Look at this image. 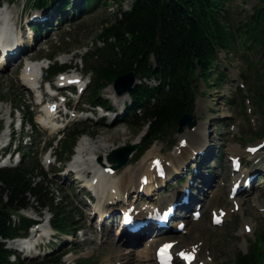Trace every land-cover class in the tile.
<instances>
[{
	"label": "trees",
	"instance_id": "16d2710c",
	"mask_svg": "<svg viewBox=\"0 0 264 264\" xmlns=\"http://www.w3.org/2000/svg\"><path fill=\"white\" fill-rule=\"evenodd\" d=\"M38 7H47L46 0H35ZM56 1L59 7L65 2ZM100 1V0H99ZM92 0H85L84 7ZM118 12L101 23L95 47L85 57L86 66L94 74L89 98L101 101L98 91L126 73L140 79H155L158 85H137L129 91L136 105V128L147 125L146 143L159 139L175 128L180 117L192 113L198 80L216 85L228 79L217 65L216 50L234 51L237 42L260 45L264 65V0H257L245 19H231L232 0H134L130 11H122V0H114ZM108 6V0H102ZM251 65V62L248 61ZM55 70H52V72ZM153 100V103H151ZM256 101L264 106V95ZM140 110L139 117L136 112ZM138 120V122H137ZM38 164L26 162L15 169L0 170V264H11L3 239L26 229L22 218L19 227L11 225L10 213L20 208L37 206L53 212V226L64 230L74 224L64 206L54 198L44 182L35 181ZM39 173L45 178L44 173ZM4 198H6L4 200ZM264 264V248H253L238 254L236 264ZM28 264H59L58 257L31 261Z\"/></svg>",
	"mask_w": 264,
	"mask_h": 264
},
{
	"label": "rangeland",
	"instance_id": "374dc122",
	"mask_svg": "<svg viewBox=\"0 0 264 264\" xmlns=\"http://www.w3.org/2000/svg\"><path fill=\"white\" fill-rule=\"evenodd\" d=\"M122 3V10L128 9L132 0H123ZM256 3L257 0H235L234 3L230 5L233 20L236 21L245 18V16L251 12L252 7ZM10 8L13 10L14 15H18L17 21L21 20L20 31L23 33V27H25L27 18L34 14L36 10H32L34 8L32 6H28V0H20L17 3H13ZM21 11L22 15L20 17ZM68 11H70V9ZM109 12L116 13V5L112 0L106 10H104L103 5L99 4V7L95 8L94 11L90 12L82 19L76 20L77 13L74 15L68 14L67 17L72 19L73 22L67 27L56 30L53 34V37L55 38H50V42L44 47V50L39 51L38 48L34 50L31 53L33 54L32 57L41 58L63 50L68 54L72 53L76 57L75 59H72V55V57H68L66 60L60 59V61H67V63L70 64L72 67L70 72L74 71V68H76V71L84 73V64L83 62H80L79 57L94 46L93 41L96 40V35L100 29V25L102 21L106 19V16L109 15ZM31 42L32 41H30V43ZM97 44L100 45V43ZM242 54L243 51L240 46H236L235 52L227 55V57H225L224 53H220V64H223L221 68L229 74L231 79L230 82L224 85L221 89L214 86L213 83H210V86L209 84L206 86L203 82H199L195 109V127L199 128L195 131V135L199 139L202 135H204L212 140L207 142V144L212 147V153H210L208 160L204 161V164L206 165L208 162L209 169L213 171V173L205 172L200 174H205L209 178H214L212 186L216 187V190L206 191L205 195L207 197L205 195H197V199L204 201L202 218L198 222L189 225L186 234H180L174 237V239L179 240L183 246L196 242H202L201 255L208 254L209 258L213 259L214 264H234V258L238 253L246 254L250 251L254 241V234H264V213L258 211V205L257 207L253 206L260 203L262 204L261 206L264 207V190L262 189L252 192L249 195V200L244 203L243 211L240 212V214L238 213L237 215L230 217L222 227L211 226L208 217L209 210L214 207H229L227 202L229 176L227 171H225V168H228L226 159L227 155L233 154L231 153V150L239 148L237 153L242 155L243 158H246L247 156L244 154L243 148L248 144H254L259 140L264 139V136H260L249 142V138L252 137L250 134L251 131L259 133L263 128L264 123L259 115H254L256 108L252 103L253 99L248 93V85L240 75V72L244 68L241 58ZM14 68L16 67L12 66L10 69L0 72V120L5 116L7 111H11V106H13V108L18 106L16 105L17 101L20 105L33 102L32 96L29 94V90L21 87L22 84L20 85L18 79L19 72H15ZM18 69L21 71V67L18 66ZM241 83L244 84V87L242 88L240 87ZM151 84H153V82H151ZM111 89L112 86H108L103 89L101 96L106 99L109 95L113 96L114 92ZM239 89L242 90L241 95L245 96L243 99L244 108L239 102ZM110 91L112 94H110ZM236 92L238 93V96L236 97L235 102L229 104V99L233 98L234 93ZM113 99L119 102V108L117 111L119 112L120 110H123L124 112L126 104L129 102L128 96L122 95L121 97L115 94ZM13 100H15V102ZM82 100H84V98H81V101ZM121 100L123 103H121ZM76 106L82 107L81 102L76 103V99L73 98L71 100V107L74 108ZM22 107V112H25V106ZM30 110L32 111L33 109ZM22 112L20 113L21 116ZM79 117L82 118L84 116L80 115ZM91 122L85 123L87 134L92 137V140L106 138V145L108 146V149L100 152L105 155H107L110 150L121 147L124 144L135 142L136 137L140 136V132L137 133V131L130 128L126 124H121V122H118V124L113 126L94 124L95 122ZM232 126L234 127V130H232ZM186 132H188L187 128H184V131L181 133H178L177 130H173L169 135L163 136L162 140L156 142L154 146L161 149L162 153L165 155H170V153H174L173 146ZM27 134H29V131H27ZM143 135H141V137ZM187 135L188 134H186V136ZM241 136L244 138L246 137L247 139L242 140ZM191 137L192 136L189 137L190 140L187 139V144L188 142L190 144L193 142ZM30 139L31 142H28L27 146H30L32 143V148L35 150L32 155L38 157L40 164L47 173L48 178L52 181L53 185L51 186V189L55 193V197L69 195L74 205L76 207L79 205L85 213L84 220L82 222L84 225V231L78 232L76 238H62L65 242V248L68 249L69 247H72L73 249V252L70 255L73 259L71 263L67 262L66 264H110V262L112 264H125V259L129 256L125 255L127 250H125V247L121 246L119 242L117 243L115 240L111 239L112 237L109 239L107 233L103 231L99 233L95 229V223L91 220L93 219V215H90L87 208V202L83 195L79 192L75 183L73 184L70 181L71 179L67 181L68 179L65 177L66 170L64 169V172H61L60 175L64 173V177L60 178V175L53 173L54 171L61 169L58 164L51 167H48L45 164L43 150L41 148L45 142L49 141L48 139H50V135L46 132L32 134ZM78 140H80V138ZM220 147H222V149ZM199 149L202 148L199 147ZM148 153L149 151L137 160L133 157V159L130 160V166H140ZM217 154H220V159L216 158ZM249 166H253L252 162ZM127 168H129L128 165ZM124 169L125 167L123 170ZM123 170L119 169L117 173L120 175ZM201 171L202 169H200V172ZM119 175L115 177H118ZM221 181L222 183H220ZM260 186H263V184ZM174 190L181 191L180 187H173L172 192ZM172 192L167 191L165 193H159V197H155L154 199L161 205H164ZM193 196L195 197V194H193L192 197ZM255 200H257V203L254 202ZM34 210L35 207H28L20 213L29 217L31 215L33 216ZM42 212H44V214L42 213V216H47V211ZM90 223H92V229L89 227ZM244 223H250L252 225L253 234L245 235L241 233V228ZM47 241V239H44L43 243L46 244ZM52 243H55L57 246L59 245L57 240L52 241ZM147 244L150 246L149 241ZM260 245L264 246L261 240ZM55 249H57V247H55ZM54 251L59 250L57 249ZM138 251L139 250L136 249L132 255H130L131 263H133V257L137 256L136 253ZM141 251L142 249L140 252ZM86 258L90 259L85 260ZM127 264L129 263L127 262Z\"/></svg>",
	"mask_w": 264,
	"mask_h": 264
},
{
	"label": "bare ground",
	"instance_id": "6f19581e",
	"mask_svg": "<svg viewBox=\"0 0 264 264\" xmlns=\"http://www.w3.org/2000/svg\"><path fill=\"white\" fill-rule=\"evenodd\" d=\"M0 15H2V12L0 13ZM0 37L3 39V42L5 43V45L7 47H9L11 45L12 35L10 32V27H9V24L6 23V21L4 19H2L0 21ZM22 55H24V54L22 53L20 56H22ZM33 66L34 67H29L28 72H24L20 76L21 84L25 89L28 87H31L32 85L39 82V81H37V78H38L37 73H38V69L40 67V63L37 65H33ZM187 134H188L187 139H189V137L192 136L191 140L196 141L195 138L197 136L195 135V132L194 133L187 132ZM5 135H6L5 133H2L0 135V144L3 143ZM106 141H107L106 138L99 139V140H86V139L81 140L78 143V145L76 146L75 155L73 156L72 160H70V162H69V166H71V170H75L78 167H84L85 169L92 170L94 172V177H96L98 180V185L106 188L107 193L112 188L115 189L117 191V193H119L121 195H124L125 193H130L132 191L134 193H138L139 178L143 174L148 173L149 163H147V161L151 160L154 156H158L159 150L157 148H155L153 151L151 150V152H149V154L145 157L144 164L141 165L140 167L134 169V168H127V166H126L125 169L122 171V173L118 177L112 176V177H109L108 179H106V178L102 179L101 175L99 174V167H102V168L108 167L109 162L106 160L105 154L102 155L100 162L95 161V158H96V155L98 153L103 152L106 149H108V146L106 145ZM137 142L138 141H135V143H137ZM199 145H201V143ZM187 147H191L190 143L187 144L186 148L181 149L180 153L177 152L178 155L176 153L170 154L165 158V160H167L170 163L173 162L174 166L177 165L178 163L184 161L186 158V155L188 153ZM191 149L195 150L194 148H191ZM199 150H201V149H199ZM231 156H237V154L231 155ZM96 167H98V168H96ZM255 167H253L252 170L255 169ZM256 168H258V167H256ZM86 184H87V181H86ZM152 187H154V184L151 186L149 185L150 189H152ZM109 195L112 196V195H116V194L109 193ZM110 199H111V197H108L105 200H102L100 202L108 201ZM170 202H171V200H170ZM238 202L240 204L241 200H238ZM196 203H198V202H196V200H195L194 204H196ZM98 211H99V209H97V212ZM239 211H240V208H239ZM227 216H230V214L227 213L226 217ZM108 231L110 232L111 230H108ZM41 234L45 235L44 232H41ZM141 241L142 240H138V241L134 242L133 245L134 246L138 245V244H140ZM151 253L152 252L148 247L142 248V251L139 252V254L137 255V259L135 260V262H138L139 264H140V262L143 264H153L152 259L150 258ZM130 259H131V257L129 256L128 260H130Z\"/></svg>",
	"mask_w": 264,
	"mask_h": 264
},
{
	"label": "water",
	"instance_id": "95a60500",
	"mask_svg": "<svg viewBox=\"0 0 264 264\" xmlns=\"http://www.w3.org/2000/svg\"><path fill=\"white\" fill-rule=\"evenodd\" d=\"M134 82V76L132 73H126L120 75L114 82L115 87L117 88L119 93H123L124 91L128 90L131 84ZM187 123L189 126H192L193 123L189 121V116L184 115L179 120V125L182 126L183 124ZM133 150L132 146L119 148L116 151L112 152L109 156V159L112 162H115L117 166H120L127 158L130 152ZM120 154L121 158L116 159V154Z\"/></svg>",
	"mask_w": 264,
	"mask_h": 264
}]
</instances>
